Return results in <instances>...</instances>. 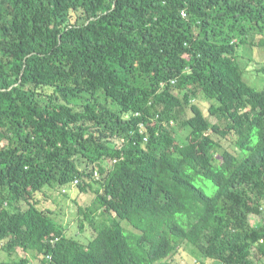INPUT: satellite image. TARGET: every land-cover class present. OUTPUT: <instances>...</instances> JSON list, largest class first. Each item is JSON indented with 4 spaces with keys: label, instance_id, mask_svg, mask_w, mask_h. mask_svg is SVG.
I'll return each mask as SVG.
<instances>
[{
    "label": "trees",
    "instance_id": "obj_1",
    "mask_svg": "<svg viewBox=\"0 0 264 264\" xmlns=\"http://www.w3.org/2000/svg\"><path fill=\"white\" fill-rule=\"evenodd\" d=\"M256 47L264 0H0V264H264Z\"/></svg>",
    "mask_w": 264,
    "mask_h": 264
},
{
    "label": "rangeland",
    "instance_id": "obj_2",
    "mask_svg": "<svg viewBox=\"0 0 264 264\" xmlns=\"http://www.w3.org/2000/svg\"><path fill=\"white\" fill-rule=\"evenodd\" d=\"M243 56L246 59H249V60L252 59L250 61H247V63L245 61L243 62L244 64H246L245 70H246V73H247L246 76L248 79L246 81L252 85L254 82H257V76L252 75V68H253L252 62L254 60L261 61L262 59H264V49L260 47L259 48L256 47V48L251 49V51L246 50L245 52H243ZM255 65H256L255 69L262 66L261 63L257 64L256 62H255ZM261 75L264 76V74H261ZM201 106L203 109L206 108V105L203 102H201ZM78 195H76V187L71 188L70 192H68L67 194L63 193L62 191L60 192L54 191L50 199H46L44 203L46 206H51L52 208H58V209L60 207L63 208L65 223H66V227L69 230V233L75 234L76 237L84 239L86 236H89L91 234V231L88 226L86 229H84V231L80 228L81 222L78 220V217H77V212H76L77 205L75 202H73L74 201L73 197L78 198V200H80L82 203L85 204L89 200L90 196L87 194H80L79 196ZM198 256L199 255L197 253L196 248H194L190 244H184L181 247L180 254L177 256V258L175 257V260L173 261V263L174 264H200L201 261L198 258ZM4 260L5 261L11 260V257L5 251L0 250V262H3Z\"/></svg>",
    "mask_w": 264,
    "mask_h": 264
}]
</instances>
